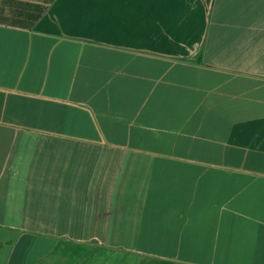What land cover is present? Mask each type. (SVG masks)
Returning <instances> with one entry per match:
<instances>
[{
  "label": "crops",
  "instance_id": "crops-1",
  "mask_svg": "<svg viewBox=\"0 0 264 264\" xmlns=\"http://www.w3.org/2000/svg\"><path fill=\"white\" fill-rule=\"evenodd\" d=\"M0 264H264V0H0Z\"/></svg>",
  "mask_w": 264,
  "mask_h": 264
}]
</instances>
